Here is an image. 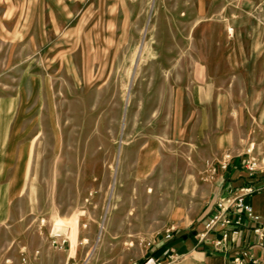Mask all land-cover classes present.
I'll use <instances>...</instances> for the list:
<instances>
[{"label":"rangeland","instance_id":"rangeland-1","mask_svg":"<svg viewBox=\"0 0 264 264\" xmlns=\"http://www.w3.org/2000/svg\"><path fill=\"white\" fill-rule=\"evenodd\" d=\"M247 186L264 0H0V264H173Z\"/></svg>","mask_w":264,"mask_h":264},{"label":"crops","instance_id":"crops-1","mask_svg":"<svg viewBox=\"0 0 264 264\" xmlns=\"http://www.w3.org/2000/svg\"><path fill=\"white\" fill-rule=\"evenodd\" d=\"M252 189V186L244 187L235 197L244 194L245 201L253 206L255 213L260 215L261 219L258 223L246 221L234 244H229L225 247L226 249H216L213 242L221 238L222 232H206L205 227L202 226L183 233L184 236L173 234L170 247H165L163 253L172 251L178 256L179 260L173 264H234L233 260L238 252L249 250L256 259L255 264H264V246L261 245L263 234H257L254 231L258 224L264 226V187L250 193ZM230 214L236 217L234 211ZM147 264H155V262L151 259Z\"/></svg>","mask_w":264,"mask_h":264},{"label":"built area","instance_id":"built-area-1","mask_svg":"<svg viewBox=\"0 0 264 264\" xmlns=\"http://www.w3.org/2000/svg\"><path fill=\"white\" fill-rule=\"evenodd\" d=\"M252 193V190H250ZM216 212L211 214L204 223L206 232H222L221 238L216 239L213 245L216 249H226L229 244H234L241 234L242 227L246 221L259 222L261 217L255 213L251 204L245 201V195L237 197L219 198L216 202ZM234 211L236 217L231 216ZM255 233L263 234L261 245L264 246V226L257 225L254 228ZM173 232H167L165 238L170 239ZM53 243H58L57 235L54 236ZM65 241H63L64 243ZM234 264H255L256 259L249 250H243L234 257Z\"/></svg>","mask_w":264,"mask_h":264},{"label":"bare ground","instance_id":"bare-ground-1","mask_svg":"<svg viewBox=\"0 0 264 264\" xmlns=\"http://www.w3.org/2000/svg\"><path fill=\"white\" fill-rule=\"evenodd\" d=\"M190 180V179H189ZM187 182H189V181H187Z\"/></svg>","mask_w":264,"mask_h":264}]
</instances>
